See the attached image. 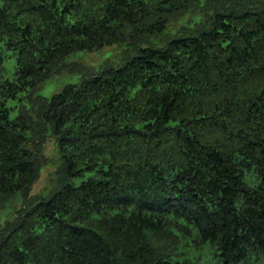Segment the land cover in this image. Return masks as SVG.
Listing matches in <instances>:
<instances>
[{"label":"trees","instance_id":"trees-1","mask_svg":"<svg viewBox=\"0 0 264 264\" xmlns=\"http://www.w3.org/2000/svg\"><path fill=\"white\" fill-rule=\"evenodd\" d=\"M0 41V264H264V0H0Z\"/></svg>","mask_w":264,"mask_h":264},{"label":"rangeland","instance_id":"rangeland-1","mask_svg":"<svg viewBox=\"0 0 264 264\" xmlns=\"http://www.w3.org/2000/svg\"><path fill=\"white\" fill-rule=\"evenodd\" d=\"M0 47L2 49L4 60L1 64V70L4 79H13L15 77V72L17 69V54L14 50L8 49L5 47L2 41H0ZM121 46L115 45L110 47H105L100 50L87 51L81 50L72 53L67 57L66 62H80L91 68L99 69L101 64L107 58L118 59L121 54ZM80 72L70 73L65 71L61 74H57L52 78L48 79L43 83L38 89L37 93L44 97H51L54 93L60 91L65 85L70 83H78L81 80ZM26 92L19 93L17 98H10L7 101V106L10 108V117L13 119L17 117L21 110V105H28L26 100L20 101ZM45 155L46 162L42 169L39 179L35 182L32 192V195H41L48 197L50 193L60 187L56 170L60 165V155L55 139L52 136H49L48 141L45 145ZM89 175L82 177H74L70 182L78 185L83 180H85ZM22 205V196L16 195L7 202L5 207L0 209V224L4 223L7 219L12 217L15 213V210ZM204 260H208L207 257Z\"/></svg>","mask_w":264,"mask_h":264}]
</instances>
